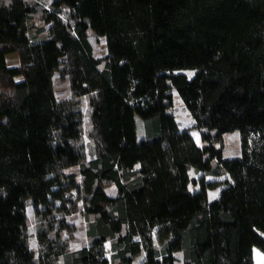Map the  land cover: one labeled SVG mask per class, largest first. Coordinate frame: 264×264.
I'll list each match as a JSON object with an SVG mask.
<instances>
[{
    "label": "trees",
    "instance_id": "obj_1",
    "mask_svg": "<svg viewBox=\"0 0 264 264\" xmlns=\"http://www.w3.org/2000/svg\"><path fill=\"white\" fill-rule=\"evenodd\" d=\"M0 85V264H175L179 250L183 264H255L253 247L264 252V0H0ZM230 131L239 155H225ZM78 210L88 241L70 248Z\"/></svg>",
    "mask_w": 264,
    "mask_h": 264
},
{
    "label": "rangeland",
    "instance_id": "obj_2",
    "mask_svg": "<svg viewBox=\"0 0 264 264\" xmlns=\"http://www.w3.org/2000/svg\"><path fill=\"white\" fill-rule=\"evenodd\" d=\"M45 3H50L53 0H43ZM105 39L104 37H101L98 42V51L100 54H103L106 51V48L104 46ZM14 54V55H11ZM7 61L9 64H16L19 62V56L17 52H12L10 55L7 56ZM181 71H184L189 76H192L195 69L194 68H181ZM53 79L56 87V93L58 96H69L70 95V89L68 85V81L66 78H63L60 76V71L56 70L53 74ZM3 86L0 85V91L3 90ZM173 98L174 103L172 106V110L176 114L178 120L181 122V126L183 127H193L192 123L194 121L193 117L190 115L189 111L185 107L181 97L179 96L177 90L173 87ZM88 107V103L82 105L83 110V117L84 119H87L88 114L86 112V108ZM128 123H129V135L131 139H137L140 138L144 134V128H143V122L142 119L135 114H130L128 116ZM193 133L195 134L196 138L200 141V133L198 129L192 128ZM223 145H224V152L226 156H234L240 154V133L239 131H230L228 132L223 139ZM190 174L192 176H199L200 172H196L194 167H190L189 170ZM205 179H213V178H223L225 175H213V174H207L203 173ZM192 184V183H191ZM200 183L195 186V188H198ZM222 185H219L215 188H210L208 190V198L209 200L214 199L218 196L220 189ZM106 190L110 195H115L117 193V186L116 184H109L106 186ZM27 214L29 217V238L31 246L34 248H37L38 242L35 235L36 225H37V219L35 215V211L33 206L30 204L27 205ZM69 220L74 223L75 225V231L71 239H69V246L70 248H78L85 243H87V233H86V217L84 213L81 210H78L71 215L68 216ZM166 237V234L162 231V229L159 231L156 230L155 232V242L161 243L163 239ZM107 247H110V242L107 241L106 243ZM110 254V253H109ZM144 253L137 257L136 263L144 257ZM177 259L175 260V264H183L182 263V252L176 251ZM253 256L255 259V264H264V252L257 246L253 247Z\"/></svg>",
    "mask_w": 264,
    "mask_h": 264
},
{
    "label": "crops",
    "instance_id": "obj_3",
    "mask_svg": "<svg viewBox=\"0 0 264 264\" xmlns=\"http://www.w3.org/2000/svg\"><path fill=\"white\" fill-rule=\"evenodd\" d=\"M12 53V52H11ZM8 55H10V53L8 54ZM7 55V56H8ZM11 55H14V54H11ZM195 135V134H194ZM195 138H196V136H195ZM196 140H197V142H199V143H201V138H200V141L196 138Z\"/></svg>",
    "mask_w": 264,
    "mask_h": 264
}]
</instances>
